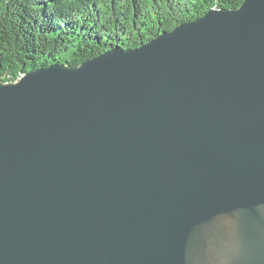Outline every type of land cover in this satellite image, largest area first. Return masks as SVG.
Segmentation results:
<instances>
[{
    "label": "water",
    "instance_id": "1",
    "mask_svg": "<svg viewBox=\"0 0 264 264\" xmlns=\"http://www.w3.org/2000/svg\"><path fill=\"white\" fill-rule=\"evenodd\" d=\"M0 264H264V0L0 75Z\"/></svg>",
    "mask_w": 264,
    "mask_h": 264
},
{
    "label": "trees",
    "instance_id": "2",
    "mask_svg": "<svg viewBox=\"0 0 264 264\" xmlns=\"http://www.w3.org/2000/svg\"><path fill=\"white\" fill-rule=\"evenodd\" d=\"M243 0H0V75L135 50L211 8Z\"/></svg>",
    "mask_w": 264,
    "mask_h": 264
},
{
    "label": "rangeland",
    "instance_id": "3",
    "mask_svg": "<svg viewBox=\"0 0 264 264\" xmlns=\"http://www.w3.org/2000/svg\"><path fill=\"white\" fill-rule=\"evenodd\" d=\"M162 35V34H161Z\"/></svg>",
    "mask_w": 264,
    "mask_h": 264
}]
</instances>
